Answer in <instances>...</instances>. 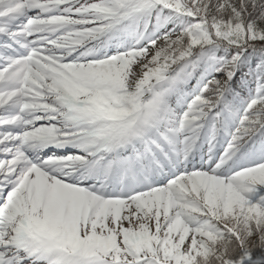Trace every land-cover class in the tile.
<instances>
[{"label":"snow or ice","instance_id":"6c2138e0","mask_svg":"<svg viewBox=\"0 0 264 264\" xmlns=\"http://www.w3.org/2000/svg\"><path fill=\"white\" fill-rule=\"evenodd\" d=\"M0 264H264V0H0Z\"/></svg>","mask_w":264,"mask_h":264}]
</instances>
